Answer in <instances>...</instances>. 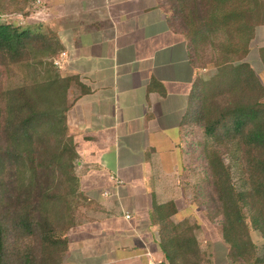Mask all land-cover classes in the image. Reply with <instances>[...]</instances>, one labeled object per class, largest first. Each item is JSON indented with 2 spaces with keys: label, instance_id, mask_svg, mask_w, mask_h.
<instances>
[{
  "label": "trees",
  "instance_id": "obj_1",
  "mask_svg": "<svg viewBox=\"0 0 264 264\" xmlns=\"http://www.w3.org/2000/svg\"><path fill=\"white\" fill-rule=\"evenodd\" d=\"M162 6L186 35L197 70L191 123L202 134L197 145L208 168L202 183L217 206L212 211L205 201L209 216L220 218L229 264H264L251 239L258 232L264 249V85L245 60L264 27V0H164ZM39 7L37 0H0V66L55 67L62 50L55 32L39 22L19 26L5 19H28ZM259 59L264 66V47ZM78 83L55 70L0 91V264H63L79 209L95 208L80 191L67 126L68 91ZM230 153L240 164L239 187L226 163ZM154 208L162 263L211 264L196 225L171 220L173 202Z\"/></svg>",
  "mask_w": 264,
  "mask_h": 264
},
{
  "label": "crops",
  "instance_id": "obj_2",
  "mask_svg": "<svg viewBox=\"0 0 264 264\" xmlns=\"http://www.w3.org/2000/svg\"><path fill=\"white\" fill-rule=\"evenodd\" d=\"M39 1L31 17L61 43L59 74L79 82L68 91L67 126L80 191L95 207L69 231L63 264L164 261L152 216L168 202L174 223L202 214L199 245L211 264H229L220 222L188 201L197 70L164 0ZM251 239L262 246L258 232Z\"/></svg>",
  "mask_w": 264,
  "mask_h": 264
},
{
  "label": "rangeland",
  "instance_id": "obj_3",
  "mask_svg": "<svg viewBox=\"0 0 264 264\" xmlns=\"http://www.w3.org/2000/svg\"><path fill=\"white\" fill-rule=\"evenodd\" d=\"M38 5H40L41 7L42 6L41 2ZM5 19L6 21L10 23H13L19 26H25L29 22H38L40 18H39V15H33L32 17L28 19H25L21 15H7ZM261 47H264V27L263 28L261 27L257 30L256 36L254 37L253 41L250 44V52L245 59L255 71L260 82L264 85V66L259 59V49ZM53 67L51 68L45 64L42 66L39 65L37 67H29L26 65H10V66H5V67L0 66V91H4L10 88L21 86L23 84H31L34 81H40L45 78V75L48 74V72L50 71L55 72V70L57 72L59 71L58 66H55L57 68L55 67L53 68ZM206 73L209 76L213 75V71L211 69H208ZM68 102H70V99H68ZM193 135H194L193 137L194 142L192 143L193 150L192 151L190 150V152L188 153L189 158L190 159L191 157L193 158V163L190 168L192 174H189V175H193V177L192 176L187 177V179H190V180L186 181L187 189H188V196H189L188 201L190 202L191 205L198 207L200 209V212L204 213V208H206V211H207L206 213L208 215L206 202L210 205L212 211H215L217 206L214 202V196H213L211 187L206 185L205 182L202 183L204 178L207 177L208 175V172H207L208 168H207V164L204 158L201 155L202 147L197 145V143H200L202 140L201 131L195 127ZM225 159H226V163L231 167L232 181L237 187H239L241 183L240 164L236 160L234 153H230L228 156L225 157ZM202 191H203L204 196L199 195L201 194ZM203 201L204 202L206 201V202L204 203ZM79 203L84 204L83 199H80ZM79 211H81V214L79 215L78 220L81 221L87 210H85L84 208L82 210V208H80ZM196 218H199V219H196V221L189 220L190 224L196 225L195 235H196L197 227H198L197 225L198 223L196 222L199 221V223H202V220H203L202 214L197 213ZM217 220L220 222V218H217ZM262 249H263V244L262 246L257 247V251L259 255L263 253ZM201 250L209 256L208 252L204 251L203 248H201Z\"/></svg>",
  "mask_w": 264,
  "mask_h": 264
},
{
  "label": "built area",
  "instance_id": "obj_4",
  "mask_svg": "<svg viewBox=\"0 0 264 264\" xmlns=\"http://www.w3.org/2000/svg\"><path fill=\"white\" fill-rule=\"evenodd\" d=\"M38 4H40V1L39 0H37V5ZM64 56H65V53H62L60 55V57H64ZM54 65L55 66H58V68L61 67L60 62L59 61H56V60H54ZM104 196H109V193L108 192H105L104 193ZM125 217L128 219L129 218V215H126ZM150 264H164V263H162V261H151Z\"/></svg>",
  "mask_w": 264,
  "mask_h": 264
}]
</instances>
